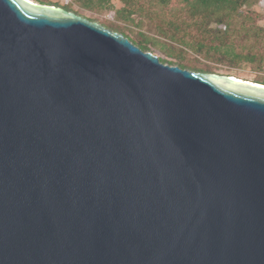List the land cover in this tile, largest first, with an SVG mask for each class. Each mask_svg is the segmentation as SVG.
I'll use <instances>...</instances> for the list:
<instances>
[{"label": "water", "instance_id": "95a60500", "mask_svg": "<svg viewBox=\"0 0 264 264\" xmlns=\"http://www.w3.org/2000/svg\"><path fill=\"white\" fill-rule=\"evenodd\" d=\"M0 264H264V84L0 0Z\"/></svg>", "mask_w": 264, "mask_h": 264}, {"label": "trees", "instance_id": "16d2710c", "mask_svg": "<svg viewBox=\"0 0 264 264\" xmlns=\"http://www.w3.org/2000/svg\"><path fill=\"white\" fill-rule=\"evenodd\" d=\"M72 1L87 9L108 8L117 17L137 25H141L142 15L157 14L156 36L140 31L139 38L131 41L145 51H151L153 46L169 57L178 58L182 68L215 72L211 66L184 62L182 51L185 48L217 61L227 58L235 63H264V27L248 23V16L242 11L253 0H118V7L113 0ZM250 34L256 37L252 43L246 41ZM170 64L175 65L173 61ZM253 81L264 84V78Z\"/></svg>", "mask_w": 264, "mask_h": 264}, {"label": "rangeland", "instance_id": "374dc122", "mask_svg": "<svg viewBox=\"0 0 264 264\" xmlns=\"http://www.w3.org/2000/svg\"><path fill=\"white\" fill-rule=\"evenodd\" d=\"M37 2L54 3V5L62 6L68 10L74 11L77 14L97 21L113 30L119 31L126 35L130 40L139 38V32L144 31L149 35L156 36V23L159 21V16L156 14L142 15L141 25H137L132 21H127L116 16L113 10L108 8H84L78 2L72 0H35ZM116 7L120 6L118 0H113ZM175 4H178L176 1ZM67 6V7H66ZM69 7V8H68ZM243 13L248 16V23L259 24L264 27V0H253L252 3L245 5L242 8ZM115 28V29H114ZM197 33L196 31L194 34ZM246 36V35H245ZM246 41L252 43L256 40L253 34L248 35ZM262 38V37H261ZM259 38V39H261ZM263 40V39H262ZM260 40V42L262 41ZM262 45L260 46V48ZM257 48H259L257 46ZM151 51L160 58L166 60L164 63L170 64L173 61L178 65V58L167 56L157 47L151 46ZM182 59L186 63H190L199 67H213L215 72L223 74H232L240 78L248 80H258L264 78V63H248V62H233L229 59L217 61L215 59L204 58L200 54L194 52L192 48H185L182 51Z\"/></svg>", "mask_w": 264, "mask_h": 264}, {"label": "bare ground", "instance_id": "6f19581e", "mask_svg": "<svg viewBox=\"0 0 264 264\" xmlns=\"http://www.w3.org/2000/svg\"><path fill=\"white\" fill-rule=\"evenodd\" d=\"M237 77V76H236ZM240 78V77H239ZM244 79V78H243ZM248 80V79H247ZM251 81V80H250Z\"/></svg>", "mask_w": 264, "mask_h": 264}]
</instances>
